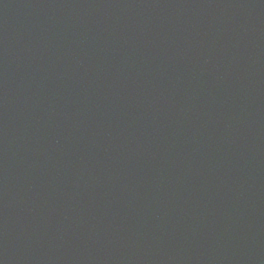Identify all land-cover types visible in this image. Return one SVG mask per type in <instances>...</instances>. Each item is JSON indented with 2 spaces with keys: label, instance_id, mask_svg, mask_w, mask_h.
<instances>
[{
  "label": "water",
  "instance_id": "95a60500",
  "mask_svg": "<svg viewBox=\"0 0 264 264\" xmlns=\"http://www.w3.org/2000/svg\"><path fill=\"white\" fill-rule=\"evenodd\" d=\"M0 264H264V0H0Z\"/></svg>",
  "mask_w": 264,
  "mask_h": 264
}]
</instances>
